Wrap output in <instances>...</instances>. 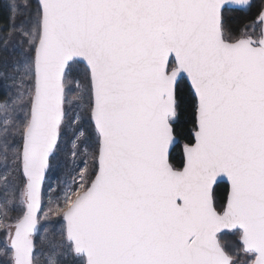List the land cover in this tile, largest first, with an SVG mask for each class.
Masks as SVG:
<instances>
[{
  "label": "snow or ice",
  "instance_id": "snow-or-ice-1",
  "mask_svg": "<svg viewBox=\"0 0 264 264\" xmlns=\"http://www.w3.org/2000/svg\"><path fill=\"white\" fill-rule=\"evenodd\" d=\"M7 9L0 264H264V0ZM65 146L74 172L45 211Z\"/></svg>",
  "mask_w": 264,
  "mask_h": 264
},
{
  "label": "rangeland",
  "instance_id": "rangeland-1",
  "mask_svg": "<svg viewBox=\"0 0 264 264\" xmlns=\"http://www.w3.org/2000/svg\"><path fill=\"white\" fill-rule=\"evenodd\" d=\"M7 4H8V0H0V5L8 11ZM6 24L7 21L6 22L0 21V28L6 26ZM0 92H2V88H0ZM74 168L75 166L72 163V160L68 154V147L65 146L64 150L58 155V157L53 159L52 168L46 174V180L43 185V190H44L43 208L45 211H48L49 208H52L54 210L56 204L59 202V193L55 191L49 192V187L57 184L63 187L65 181L70 182V177L74 172ZM9 215L10 217H14L16 215V212L14 211L10 212ZM5 222L11 223L12 221L8 220ZM50 224H53L54 227L58 228L59 225L61 224V221L58 219L56 215L50 214L48 219L43 221V226H41V232L37 237L38 241L40 238L47 235L44 229L47 228L50 230L51 228ZM4 239H5L4 232L3 230H0V243H2ZM41 264H43V259H41Z\"/></svg>",
  "mask_w": 264,
  "mask_h": 264
},
{
  "label": "trees",
  "instance_id": "trees-1",
  "mask_svg": "<svg viewBox=\"0 0 264 264\" xmlns=\"http://www.w3.org/2000/svg\"><path fill=\"white\" fill-rule=\"evenodd\" d=\"M259 4V0H253V9L252 11H255V7ZM7 15H8V11L3 8L1 5H0V21H7ZM246 13L244 12H233V11H229L226 13V16L229 17L230 19V22L232 24L233 27H238L242 22H244L245 18H246ZM183 143V140L181 141V144ZM181 145H177L176 148L174 149L172 155L174 157V163L177 162L180 157H181ZM223 191H224V186L221 185L220 186V189H219V193L220 194H223ZM51 225V228H54V225L53 224H50ZM42 226H43V221H42ZM225 239H231V237H225Z\"/></svg>",
  "mask_w": 264,
  "mask_h": 264
},
{
  "label": "water",
  "instance_id": "water-1",
  "mask_svg": "<svg viewBox=\"0 0 264 264\" xmlns=\"http://www.w3.org/2000/svg\"><path fill=\"white\" fill-rule=\"evenodd\" d=\"M181 152H182V147H181Z\"/></svg>",
  "mask_w": 264,
  "mask_h": 264
}]
</instances>
